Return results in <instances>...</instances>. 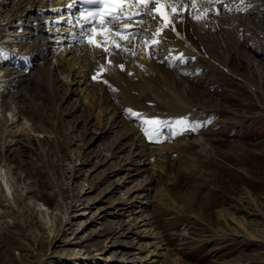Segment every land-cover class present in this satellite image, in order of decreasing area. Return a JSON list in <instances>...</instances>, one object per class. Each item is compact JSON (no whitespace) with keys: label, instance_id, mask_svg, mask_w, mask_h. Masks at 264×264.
<instances>
[{"label":"rangeland","instance_id":"1","mask_svg":"<svg viewBox=\"0 0 264 264\" xmlns=\"http://www.w3.org/2000/svg\"><path fill=\"white\" fill-rule=\"evenodd\" d=\"M5 2L8 3V0H0V63L5 61V58L7 60L9 53H17L21 48L19 44L16 45L19 40H16V28L5 27L10 15ZM259 2L264 4V0H253L254 7L259 10L254 8L251 13L261 12L263 8ZM234 13L235 11L232 15L236 14ZM249 15L245 18L251 17L252 20L254 16ZM263 19L264 16L261 18L264 22ZM251 29L264 31V24L252 26ZM235 33L232 38L236 39ZM253 35L255 33L251 32V38L254 37L257 42L258 36ZM209 36L212 42H205L208 50L213 51L215 55L222 56V52H225L228 56L234 53V50L238 51L234 44L233 50L230 39L226 40L217 30H210ZM238 44L245 48L244 58L237 57L230 67L235 74L251 82L250 85L258 90L257 95L245 87L247 83L242 85L243 83L236 79H233L234 83H207L208 75H204L207 70L204 69L201 81L205 82L203 85L198 82L202 75L197 76L201 72L194 76L193 68L188 65L190 74L186 76L185 84L180 81L182 87H191L193 92L197 90L198 97L204 95L211 106L202 110L198 105L199 100H194L191 96L193 92L189 97H182L183 103L190 102L195 106L191 108V117L199 123L194 122L189 126L194 132L193 135L186 136V129L178 123L180 113L173 107L164 108L162 102L150 105L154 108V113L159 112L162 116L161 120L154 114V117L158 118L153 120L165 121L164 124L171 123L174 119L176 121L172 126H162L166 128L165 134L159 131L161 135H154V139L148 137V146H178L182 141L181 136L184 138L183 142L189 145H186L185 149L180 148L183 150L168 149L165 153L167 161L163 165L167 167L169 174L164 179L166 186L145 181L152 170L146 166L149 161L141 158V163L132 165L128 172H121V176L130 177L131 183L125 185L126 188L109 193L113 179L108 175L114 170L112 165L121 163L127 156V146L123 147L125 149H122V152L115 149V144L123 142V139L118 136L115 128L108 126L104 133L91 130L92 135L97 138L87 152H77L73 146L65 150L63 136L72 126L73 120L79 118L78 113H74L72 119L65 114L73 111L77 102L62 106L61 114L65 123L55 137L47 133L30 132L31 122L0 112V264H97L98 260L105 257V249H109L112 226L119 224L121 232L129 227L140 236L147 237L149 233H143L142 229L145 223L151 221L155 222L157 232L163 237L164 243L177 254L178 264H264V244H248L235 236L223 237L217 217V212L231 207L233 199L244 189L251 193L257 209H260L258 210L264 217V100L260 99L264 96V58L262 56L256 60V63L259 62L258 68L254 63L248 64L252 56L250 53L255 54L256 49L264 51V46L255 44V49L246 43L247 47L245 44ZM49 47L48 50L51 51L52 48ZM50 63L55 67L53 61ZM3 73L0 71V99L4 95L2 91L6 83V79L2 78ZM22 75L25 76V73ZM175 86L178 90L181 89V85ZM32 95L33 98L44 96L43 88H36ZM42 111L44 119L52 114L45 98L42 104H34L31 113L39 114ZM145 111L140 112L137 119L142 118ZM169 113H173L175 118ZM23 115L29 114L24 112ZM105 118L107 120L109 115L104 116L103 120ZM119 119L130 123L129 117L125 119L124 115ZM111 121L109 119V123ZM142 121L141 128L148 127ZM139 125L138 121L135 127ZM170 128L174 129L173 134L178 133L169 137L166 132ZM198 132L204 134V142L207 143L208 152L202 155L196 142L199 138ZM84 133L86 134L80 130L82 136ZM104 146H108L109 150L111 148L117 158L108 161L105 156L108 153H105L106 159L101 156V163L93 165L98 151ZM192 158L194 168L188 170L184 165ZM136 185L138 187L132 188ZM65 187L70 190L67 192L69 198L61 193L65 192ZM127 188L135 191L130 198H133V202L136 201L135 207H138L131 212L121 210L123 206L118 201ZM186 193L195 195L193 210L190 212L183 201V195ZM74 200L76 205L73 206ZM38 209L43 212L41 215ZM140 209L146 216L138 219ZM51 217L62 220L60 232L56 233L54 238L48 237L47 231ZM139 220L141 222H138ZM146 228H149V225H146ZM139 235L132 238L122 235L121 241L129 243L135 238L136 241L142 240ZM263 235L260 237L264 238ZM6 244L11 245L9 251ZM142 253L140 256H143ZM116 257L125 262L132 258L129 250L117 253Z\"/></svg>","mask_w":264,"mask_h":264},{"label":"bare ground","instance_id":"2","mask_svg":"<svg viewBox=\"0 0 264 264\" xmlns=\"http://www.w3.org/2000/svg\"><path fill=\"white\" fill-rule=\"evenodd\" d=\"M259 3L264 9V4L262 2ZM6 4L10 15L5 27L16 28L14 31L18 33L17 39H19L18 44L21 48L17 54L14 52L9 53L7 60L3 63V67H0V70L3 69L5 71L2 78L6 79L4 89L2 87L4 96L3 99H0V112L4 113L3 115L7 113L14 117H22L20 118L21 120H27L28 123L31 122L30 132L47 133L55 137L63 129V124L65 123L64 116L61 114L62 106L77 102L73 106V111L65 114L72 119L74 118L72 117L73 114L78 113L79 118H75L72 126L67 129L68 131L66 130L63 136V146L65 150L72 146L76 147L77 152H82L83 150V153L87 152L94 139L97 138L92 135V129L104 133L108 126L115 128L119 134L118 136L123 139V142L115 144V149L122 152V149H125L123 147L127 146L128 154L121 163H115V166L112 165L114 170L108 175L111 180L113 179L109 186V193L126 188L125 185L131 183L130 177L121 176V172H128L132 165L141 163V158L149 161L150 165L147 164L146 166H149L152 170L148 174L149 178L145 181L149 184L166 186L164 179L169 174L167 167L163 165L167 161V154L165 153H167L168 149H185L186 145L189 147L188 143L185 144L183 142L184 138L182 139L181 136L180 140L182 141L179 142L178 146L149 147L146 140L148 136L145 135L141 127L130 126L126 121L119 118L129 113L127 110L131 109L134 112H139V114L147 110L142 118L138 120L139 122L148 118L153 120L156 117H154L156 113H154V108L150 105L162 102L164 103V108L173 107L176 112L180 113L179 120L186 122L181 124V127L186 129L184 131L186 136L193 135L194 132L190 130L189 126L194 122H198V120L193 121L191 117V108L195 106L194 103H183L182 97H189L188 95H191L194 89L191 87L188 89L184 85L182 87L180 82L182 81L185 84V78L190 74L188 65L193 68L194 76L203 71L202 69L204 71L207 70L204 73L205 76L208 75V78L206 77L208 79L207 83L212 82L217 85L233 82V79H236V81L243 83L242 85L247 83L245 87L250 89L255 95L258 93V90H255L254 86L250 85L251 82L248 79L235 74L230 67L237 57H243L245 54V48L238 43H246L248 46H254V48L255 44L264 46V31L251 29L252 26L264 24L261 20L262 16H264L262 8L261 12L254 11L255 13H251L255 8L253 0H242L241 2H238V0H223V3L214 4L207 3L206 0H198L195 2V6L189 5L187 0L174 1L173 7L179 11V13L175 14L179 34L188 41L191 47H186L184 42L179 40L171 30L162 31L158 37L156 32L160 27L156 26L155 22L153 24L152 15L145 20L146 24L133 34L132 41L128 42L130 44L125 48L126 56L132 59L121 56L115 57V64L123 65L122 71L106 68L103 65V54L101 52L89 53L82 46L73 48L68 45L64 38L63 27L59 25V22L54 23L52 18L54 14H58L52 7L59 4V1L8 0V3L5 2V7ZM215 4H219V9H215ZM205 9L208 10L206 14ZM234 11L236 14L232 15ZM218 12L220 13L219 16H217ZM248 14L254 16L252 20L251 17L245 18ZM197 16H201V19H195ZM256 21L258 22L255 23ZM225 26L227 29H224ZM213 29L217 30L218 34H223L226 40L230 39L229 42L232 44V49L234 50L236 47L238 51L234 50V53L228 56L225 55V52H222V56H220L215 55L211 50L209 51L205 41L210 40L212 42L209 39V33ZM56 31L58 32L55 35ZM234 32L237 33H235L237 35L236 39L232 38ZM251 32L258 36V38L256 37L258 39L257 42L253 39L254 37L251 38ZM46 35H52L50 36L51 39L46 38ZM156 39H159L160 43L153 44V40ZM49 46L52 48L51 51L48 50ZM255 51V54L250 53L252 56L248 64L254 63L258 68L259 62L257 61L256 63V60L262 58V56L264 58V51L263 49L259 51L256 49ZM238 52L240 55L236 54ZM194 55H199V58ZM51 61L54 62L55 67H52ZM97 68L103 69L102 74L98 78V82H92L90 72ZM22 73H25V76ZM193 74H191V78ZM204 75L200 79L198 78L199 83L203 81ZM201 83L205 84V82ZM176 84L181 85L180 90L176 88ZM38 87L43 88L44 96L38 95L33 98L32 93ZM191 96H193L194 100H199L198 105L202 107V110L211 108L209 101L204 98V95H202L203 97L200 96L201 98L198 97L197 90ZM44 98L48 101L52 111L51 116L45 119L43 117L44 111L39 114L31 113L34 104H42ZM260 99L264 100V96H261ZM44 103L46 104L47 102ZM24 112L29 115L24 116ZM169 114L175 118L173 113ZM106 115H109V118L103 120ZM109 119L112 120L111 123H109ZM175 121L174 119L173 122L166 125L172 126ZM157 127L156 132H158ZM176 129L175 132L179 130ZM80 130L86 132V134L84 133V136H82ZM166 133L170 137L174 133V129L170 128ZM198 133L197 137L199 138L195 141L198 148L201 149L200 155H202L208 152L207 143H205L206 141L204 142V134ZM85 147L86 150H84ZM107 148L108 146H104L102 150L98 151L93 165L100 164L101 160L99 157H104L105 153H108L105 155L107 160L111 159L112 161L117 158L115 156L116 153H113L111 148L110 150ZM184 166L188 170L194 168V159L192 158ZM135 187L138 186H132V188ZM129 190L131 191L130 188H127L126 191H123L122 197L118 200L122 204L121 210L124 212H131L138 208L135 207L136 201L133 202V198H130V196L135 194V191L130 192ZM67 192L69 193L70 190L65 187V192L61 193L66 194L69 198ZM183 196V201L190 212L193 210L195 195L194 193H186ZM123 197L125 201H123ZM72 203L73 206L76 205L75 200ZM68 208H70V205ZM258 209L251 193L247 189L241 191L240 195L233 199L231 207L223 208L217 212L218 222L222 228L220 231L221 235L227 238L235 236L248 244L249 242H261L264 244V238L260 237L261 234H264V217L261 215L260 209ZM38 213L41 215L43 212L39 210ZM145 216L140 209L138 219ZM61 221L57 217L49 219L48 237L52 236L54 238V235L60 232ZM138 222L141 221L139 220ZM146 225H149V228H146ZM117 226H112L113 229L110 228L112 237L108 242L110 244L109 249H105V257L98 260L97 264H178L177 254L164 243L163 237L157 232L155 222L145 223L142 231L143 233H149L147 237L140 236L129 227L124 232H121L119 229L120 225ZM122 235L125 238L139 235L143 242H139L142 240L136 241L137 238L129 243L122 242ZM122 240L124 241L125 239ZM130 243H132L131 246H128L127 244ZM6 245L9 251L11 245ZM125 250H129L132 256L128 262L116 257L117 253H122ZM141 253L143 256H140Z\"/></svg>","mask_w":264,"mask_h":264},{"label":"snow or ice","instance_id":"3","mask_svg":"<svg viewBox=\"0 0 264 264\" xmlns=\"http://www.w3.org/2000/svg\"><path fill=\"white\" fill-rule=\"evenodd\" d=\"M90 4L96 7V11L90 12L88 17L93 19L94 25L98 18L99 28L93 26L91 29L92 35L88 37V44L94 48L102 49L104 52H109V47L107 45L115 43L112 39L113 36H118L122 40H127L129 34H126L127 29L132 27V19L134 16H148L155 11L164 21L161 28L157 29L156 35L159 37L164 28H168L172 25V20L170 14L165 10L166 7L171 3V0H88ZM207 3H223V0H207ZM149 5H155L154 9H149ZM193 5H195V0H193ZM136 8L137 11L130 12V9ZM177 9L173 7V14H175ZM205 9V14L207 13ZM130 13V14H129ZM86 17V19L88 18ZM154 19V17H153ZM195 19H201V16L195 17ZM143 22L142 20L140 21ZM122 26V27H121ZM173 31L175 28L173 27ZM103 36L104 41L101 42L98 37ZM153 44L160 43L159 39L153 40ZM119 47V44H116ZM123 68V65H121ZM103 71V69H102ZM96 77H94L95 79ZM132 117H140V114L127 110ZM144 125L149 127H144L142 130L145 135L150 139L152 135H158L156 132V127L160 124L157 120L144 119ZM180 124L186 123L185 121H178Z\"/></svg>","mask_w":264,"mask_h":264}]
</instances>
